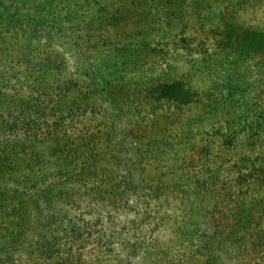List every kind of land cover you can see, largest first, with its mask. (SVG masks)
Wrapping results in <instances>:
<instances>
[{
	"label": "rangeland",
	"instance_id": "rangeland-1",
	"mask_svg": "<svg viewBox=\"0 0 264 264\" xmlns=\"http://www.w3.org/2000/svg\"><path fill=\"white\" fill-rule=\"evenodd\" d=\"M246 28L264 30V0H0V153L19 147L7 123L16 120L15 133L22 136L27 120H55L56 114H48L53 103L88 102L76 114L75 127L95 132L97 121L106 122L96 131L105 138L98 164L106 182L112 183L111 175L120 172L126 180L145 185L137 196L122 186L116 210L109 203L86 206L84 187L70 188L84 220L97 224V219L104 222L111 216L116 227L125 226L153 245L146 241L143 246L148 249L139 247L133 253L129 243L113 237V250L100 261L95 259L91 235L84 231L75 245V255L81 256L78 263L166 264L154 252L158 245L173 254L183 252L174 242L176 224L186 221L168 215L180 217L184 207L188 222L204 224L205 208L211 207L198 197L197 177L203 174L209 185L216 169L217 178L227 182L235 174L232 161L246 155L262 158L264 52L257 37H245ZM228 31L231 39L223 47ZM245 38L254 41L247 52L241 46ZM128 45L132 51L124 59L120 51ZM55 58L63 62L57 69ZM36 61L41 66L52 62L46 67L50 86L41 93L43 99L36 98L46 107L40 110L34 104L40 94L32 74ZM98 71L112 81L114 102L98 92L101 79L93 76ZM71 77L79 80L76 93L61 99L55 87ZM175 79L194 91L193 100L175 105L161 95L156 85ZM233 83L246 88L230 94ZM62 111L66 114L67 109ZM135 120L142 123L132 130ZM68 128V133L74 129ZM47 142L40 143L39 150ZM7 178L0 174V264L48 263L35 251L39 236L31 229L33 223L16 237L20 213H2L7 202L17 205L19 200L11 196L17 185ZM148 186L155 191H146ZM71 198L57 193L51 210L65 214ZM129 204L134 205L126 207ZM137 204L141 215L136 213ZM47 210L39 218L52 220L51 228L60 225V218ZM226 249H230L226 264H237L234 251Z\"/></svg>",
	"mask_w": 264,
	"mask_h": 264
},
{
	"label": "trees",
	"instance_id": "trees-1",
	"mask_svg": "<svg viewBox=\"0 0 264 264\" xmlns=\"http://www.w3.org/2000/svg\"><path fill=\"white\" fill-rule=\"evenodd\" d=\"M228 33L231 34V31H228L227 38L222 40L224 41L222 42L223 47L231 39ZM244 33L246 38L248 36L249 38L250 36L257 37L255 41L260 43V46L262 45V51L264 52V30L246 28ZM246 38L242 41L241 46L247 52L254 41ZM230 47L232 46L230 45ZM131 51V45L125 46L120 51V55L124 58V56H129ZM52 61L56 69L62 66L63 62L61 60L57 61L55 58ZM39 63L38 61L34 63L35 73H32L40 90V94L35 97L34 103L39 107L37 110H40L43 106L37 99H43L41 93H45L47 87L50 86L48 79H50L51 74L46 67L52 62H44L42 64L44 67ZM93 76L95 79H101L98 92H105V97H110L109 99L114 102L115 99L112 96H115V90L110 87L112 81L104 77L101 71L95 72ZM78 86L79 80L71 77L55 88L59 91L57 95L63 99L67 94L76 93ZM156 87L161 90L162 96L175 105H182L193 100L194 91L182 80L175 79L158 83ZM245 88L243 86L239 89L238 85L233 83L228 91L232 94L238 90L243 91ZM110 104L113 103L110 102ZM86 105H88V102L78 103V100H70L68 104L55 102L51 106L53 109L48 110L49 115H57L55 120L51 122L49 120H27L22 136L15 133L16 120L10 124L7 123L6 126L16 136L15 139L13 138V143L18 144L19 147L2 150V153H0V174H7V179H11L17 185L11 189V196L18 197L19 200L16 203L17 205H9L7 202L2 213L8 214L9 210L13 212L18 210V213H20L15 228L16 237L22 235V231L26 232L30 229V223H33L31 229H34L39 236L34 243L36 245L35 251H39L41 258L48 261V263L42 262L40 264H83L78 263L81 256L75 255L77 251L75 245L77 239L84 238V231H87V235H91L94 242L93 246H95L93 251L97 255L95 259L100 261L103 260L101 258L107 257V254L113 250L112 245L115 242L113 237L118 238L120 243H129L133 253L139 251V247L147 248L143 246L146 241L149 247H153L151 240L142 239V236L129 231L125 226L116 227L117 224L111 216H108V221L105 220L104 222L97 219V224L96 221L94 222L92 219L84 220L81 216L83 212L80 209V204H77V200L73 199V192L70 189L75 185L84 187L86 197H88L87 200H83L88 202L87 205L85 204L86 206L97 205L101 208L109 203L115 210L118 208L116 203L119 202L121 196L123 197L121 194L124 193L123 188L121 189L122 186H125V188L127 186L126 189L135 193L136 196L141 191L143 192L145 188L143 184H134L133 181L126 180L120 172L114 176L111 175L112 177L108 174L107 178L110 177L114 180L109 184L106 182L105 177L102 175L105 172H100L98 164L103 156L101 150L103 144H105V138H102L96 132L99 130V125H105L106 122L97 121L95 132L86 128L75 127L76 114L79 113V109L84 110ZM93 107L92 111H95ZM44 108L46 109V107ZM62 109H67L66 114H63ZM42 113L46 114V110H42ZM69 118L70 121L66 122V125L65 120ZM134 123L131 127L132 130L138 128L137 126L142 122L141 120H135ZM68 127L74 129L68 133ZM45 142L48 145L39 150L38 145ZM106 150H109L107 145ZM238 159L231 162V170L235 171V174L230 178V181H220L217 178L216 169L211 171L209 185L202 180L204 178L203 174L197 177L195 188L198 197L201 196L200 201L202 202L207 200L206 204L209 202L211 206L205 208L204 217L206 221L204 224L193 222L192 225L191 219L188 222L190 214H184V212H187L184 211V207L180 210L182 216L168 215L174 221H186L176 224L178 229H176L175 235L178 236H176L174 242L183 252L173 254L172 251L167 252V250L160 248V245H158L157 252H154L158 258H163L167 262L166 264H226L225 257L230 250L226 249V246L234 251L237 264H264V153L262 158H250L246 155L240 156ZM63 183L67 185L61 186ZM158 187L156 185V190ZM155 188L148 186L146 191H155ZM208 192H210V195L206 197ZM57 193H64L66 196L70 195L72 197L70 202L68 201V208H65V212H63L65 214L51 210L52 207H56L53 198ZM132 205L134 204H129L126 207L130 208ZM188 205L191 206V204ZM136 207H138L136 210V213H138L140 206L137 204ZM200 207L202 209V206ZM46 209L55 218H60V225L51 228L52 220L48 221L47 219V222H43L44 218H39V215L44 213ZM50 210L53 212H50ZM90 210L88 208V211ZM32 211H35L34 218H31ZM128 219H124V223ZM106 221L108 225H105ZM103 224L104 227L107 226L105 229H102ZM95 225H97V229L94 228ZM130 237L132 238L130 239ZM0 249L2 250V248ZM147 252V255L151 253L150 250H147ZM85 264H88V262H85Z\"/></svg>",
	"mask_w": 264,
	"mask_h": 264
}]
</instances>
